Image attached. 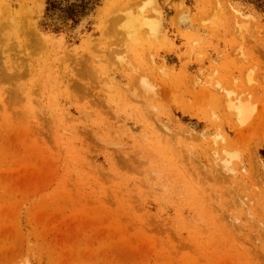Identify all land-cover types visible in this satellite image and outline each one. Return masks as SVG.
I'll return each instance as SVG.
<instances>
[{"label": "rangeland", "instance_id": "rangeland-1", "mask_svg": "<svg viewBox=\"0 0 264 264\" xmlns=\"http://www.w3.org/2000/svg\"><path fill=\"white\" fill-rule=\"evenodd\" d=\"M46 1L0 0V264H264V0Z\"/></svg>", "mask_w": 264, "mask_h": 264}, {"label": "trees", "instance_id": "trees-1", "mask_svg": "<svg viewBox=\"0 0 264 264\" xmlns=\"http://www.w3.org/2000/svg\"><path fill=\"white\" fill-rule=\"evenodd\" d=\"M100 0H47L44 9L45 21L43 27L54 33L65 30L66 20H71L76 26L79 19L87 16L99 6Z\"/></svg>", "mask_w": 264, "mask_h": 264}, {"label": "bare ground", "instance_id": "bare-ground-1", "mask_svg": "<svg viewBox=\"0 0 264 264\" xmlns=\"http://www.w3.org/2000/svg\"><path fill=\"white\" fill-rule=\"evenodd\" d=\"M242 108V107H241ZM238 111V110H237ZM240 111V110H239ZM244 111V110H243ZM245 112V111H244ZM239 114V119H241L242 117H241V115H242V111H241V113H238ZM244 114V113H243ZM241 117V118H240Z\"/></svg>", "mask_w": 264, "mask_h": 264}]
</instances>
